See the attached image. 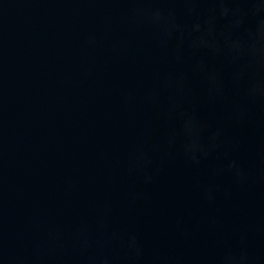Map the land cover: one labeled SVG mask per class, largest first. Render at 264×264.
<instances>
[{"label":"water","instance_id":"95a60500","mask_svg":"<svg viewBox=\"0 0 264 264\" xmlns=\"http://www.w3.org/2000/svg\"><path fill=\"white\" fill-rule=\"evenodd\" d=\"M0 264H264V0H0Z\"/></svg>","mask_w":264,"mask_h":264}]
</instances>
